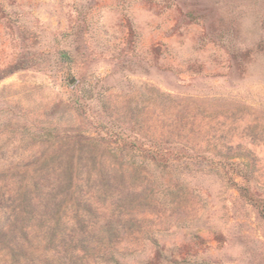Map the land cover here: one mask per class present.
Segmentation results:
<instances>
[{"label":"rangeland","instance_id":"rangeland-1","mask_svg":"<svg viewBox=\"0 0 264 264\" xmlns=\"http://www.w3.org/2000/svg\"><path fill=\"white\" fill-rule=\"evenodd\" d=\"M0 264H264V0H0Z\"/></svg>","mask_w":264,"mask_h":264}]
</instances>
